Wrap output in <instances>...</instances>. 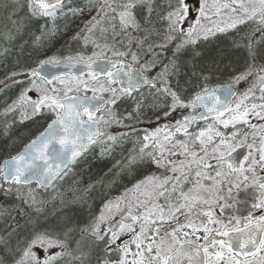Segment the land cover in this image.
Here are the masks:
<instances>
[{
	"label": "snow or ice",
	"instance_id": "obj_1",
	"mask_svg": "<svg viewBox=\"0 0 264 264\" xmlns=\"http://www.w3.org/2000/svg\"><path fill=\"white\" fill-rule=\"evenodd\" d=\"M0 12V264H264V0Z\"/></svg>",
	"mask_w": 264,
	"mask_h": 264
},
{
	"label": "trees",
	"instance_id": "obj_2",
	"mask_svg": "<svg viewBox=\"0 0 264 264\" xmlns=\"http://www.w3.org/2000/svg\"><path fill=\"white\" fill-rule=\"evenodd\" d=\"M2 74L3 73L0 72V75ZM241 87H243V85H241ZM1 105L2 104H0V106ZM42 126H43V121L39 120V118H37V120L35 121H26L24 124L19 125L16 128V134L19 135L20 133H24L23 141L26 142V140L30 138V136L38 132L42 128ZM2 141L4 140H0L1 143ZM18 146L22 147V143H19ZM89 165L90 166L87 170H81L79 172V175L83 177L85 182H87L89 178L95 179L98 175H100L101 171L106 169L107 161L99 160L96 158H90ZM81 168H83V166H81ZM120 191L121 188L119 186H115L111 190H109L106 194L109 196H115V195H119ZM95 195L97 196V198L95 200L94 206L99 207L100 204L102 203L104 193L102 191H98ZM8 202L10 203V201Z\"/></svg>",
	"mask_w": 264,
	"mask_h": 264
},
{
	"label": "bare ground",
	"instance_id": "obj_3",
	"mask_svg": "<svg viewBox=\"0 0 264 264\" xmlns=\"http://www.w3.org/2000/svg\"><path fill=\"white\" fill-rule=\"evenodd\" d=\"M2 12H0V17L2 16ZM3 105H1L0 107H2ZM5 143V141H2V143L0 142V147L3 146V144ZM21 146H18V144L16 145V148L19 149Z\"/></svg>",
	"mask_w": 264,
	"mask_h": 264
}]
</instances>
